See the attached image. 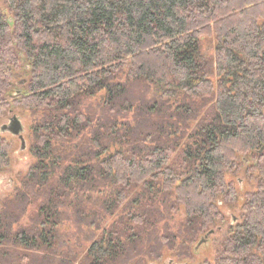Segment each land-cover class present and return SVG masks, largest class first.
<instances>
[{
    "label": "trees",
    "instance_id": "1",
    "mask_svg": "<svg viewBox=\"0 0 264 264\" xmlns=\"http://www.w3.org/2000/svg\"><path fill=\"white\" fill-rule=\"evenodd\" d=\"M133 82L148 87L139 101ZM15 109L33 118L36 162L23 196L37 191L42 202L33 228L13 234L0 220V240L49 249L60 210L101 230L132 197L128 214L91 243L87 264H134L138 244L145 256H187L223 220L221 206L239 202L206 264H264V0H4L0 118ZM137 112L155 120L152 130L125 119ZM8 151L0 134V166ZM241 169L254 175L250 192L226 180ZM181 208L185 224L173 232Z\"/></svg>",
    "mask_w": 264,
    "mask_h": 264
},
{
    "label": "rangeland",
    "instance_id": "2",
    "mask_svg": "<svg viewBox=\"0 0 264 264\" xmlns=\"http://www.w3.org/2000/svg\"><path fill=\"white\" fill-rule=\"evenodd\" d=\"M0 5L4 7V0H0ZM204 54L206 56H211L215 54L216 49V39L214 35L207 36L203 39ZM131 95L139 101L142 93L146 88L133 82L129 86ZM148 90V87H147ZM146 90V91H147ZM148 96H150L148 94ZM100 102V98H94L92 103L97 104ZM15 113L19 115L25 126V139L26 148L22 149V143L18 136L13 135L9 132H1L0 134L6 139L9 144V160L6 166H0V220L4 223H8L10 226V231L15 234L23 229H30L34 227L37 222L38 208L42 202V195L37 191L28 192V199L23 196L26 191L25 181L29 174V171L33 164L36 162L31 147L33 143L32 135V124L33 118L29 112L23 110L15 109ZM12 115V114H11ZM10 114L0 118V127L4 123L9 122ZM125 119L131 122H140L138 125L140 131H145L147 129L152 130V120L147 119L148 116L139 114H127L124 115ZM158 117V116H157ZM147 119V120H146ZM155 121V120H153ZM152 121V122H153ZM159 121V120H158ZM254 175L245 174L243 169L236 173L226 175V180L229 182H234L235 186L239 190L240 184L238 185L237 180L244 178L242 181L243 193L250 192L255 188ZM100 195L93 198V203L88 205V208L92 211L85 212L88 216L92 215L93 212H97L95 202L100 199ZM132 197H130L125 203H123L120 208L115 212V214L109 218H105V222L101 230L89 229L87 227L77 226L75 220V212L71 209H62L64 216L57 241L54 242L52 248H44L41 251H30L25 249L23 246H18L9 242L8 238L0 240V264H87V252L91 243L99 239L102 235L103 230L108 228L116 219L120 218L122 215L126 216L131 210L132 203L130 202ZM102 201V199H100ZM241 205L239 202L233 204L232 206H221V212L224 214L223 220L220 224L215 226V233L210 235L207 242L202 245H198L200 239L206 234L202 233L198 235L197 240L193 242L191 252L187 256H176L172 254L170 250H157L153 251L154 254L151 255H141L145 246L135 245L133 248L129 249L128 257L131 259L136 258L134 264H206L210 261L214 263L215 258L221 251L222 243L225 241L226 237L229 235V229L232 224V216L234 213L240 216ZM71 217V218H70ZM69 218V219H68ZM186 214L185 210L181 208L177 210L176 213L171 217L168 227L173 232H178L182 229L183 224H185ZM167 221L160 223L161 231L167 229ZM185 229V227H184ZM5 236V234H4ZM3 236V237H4ZM178 240V244H180ZM58 246V248H56ZM159 255L160 258L155 259V256ZM129 261H131L129 259ZM139 261V262H138Z\"/></svg>",
    "mask_w": 264,
    "mask_h": 264
},
{
    "label": "water",
    "instance_id": "3",
    "mask_svg": "<svg viewBox=\"0 0 264 264\" xmlns=\"http://www.w3.org/2000/svg\"><path fill=\"white\" fill-rule=\"evenodd\" d=\"M27 82L26 79H24L21 82V85H24ZM22 91H17L16 94L19 95L21 94ZM10 116H9V122L4 123L1 127L0 130L1 132H9L13 135H16L19 137L22 143V149L26 148V139H25V126L24 123L21 119V117L17 114H14L12 111H10ZM12 114V115H11ZM264 147L261 148L258 152L261 153L263 152ZM240 181V186L242 187V180L239 179ZM237 222V217L235 215L232 216V224H235ZM215 233V229L209 230L199 241L198 245H202L205 243L209 236ZM152 264H157V263H152ZM179 264H188V263H179Z\"/></svg>",
    "mask_w": 264,
    "mask_h": 264
},
{
    "label": "flooded vegetation",
    "instance_id": "4",
    "mask_svg": "<svg viewBox=\"0 0 264 264\" xmlns=\"http://www.w3.org/2000/svg\"><path fill=\"white\" fill-rule=\"evenodd\" d=\"M207 242V241H206Z\"/></svg>",
    "mask_w": 264,
    "mask_h": 264
}]
</instances>
